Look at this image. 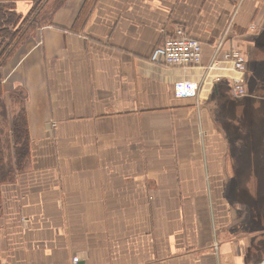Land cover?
<instances>
[{"label": "crops", "instance_id": "0c3cea01", "mask_svg": "<svg viewBox=\"0 0 264 264\" xmlns=\"http://www.w3.org/2000/svg\"><path fill=\"white\" fill-rule=\"evenodd\" d=\"M41 7L0 65L5 137L19 107L28 131L25 167L0 183V264L264 260V0ZM176 28L201 43L198 66L149 62Z\"/></svg>", "mask_w": 264, "mask_h": 264}, {"label": "trees", "instance_id": "16d2710c", "mask_svg": "<svg viewBox=\"0 0 264 264\" xmlns=\"http://www.w3.org/2000/svg\"><path fill=\"white\" fill-rule=\"evenodd\" d=\"M42 1L32 0L29 10L25 14H20L16 11L14 0H0V65L11 53L13 45L25 40L30 28L35 25L34 16L42 6ZM13 95L17 100L20 99V94L14 93ZM1 97L0 92V109L4 108V101ZM2 117L3 115L0 116L1 119ZM5 127L1 122L0 183L12 181L16 173L25 167L28 160V131L23 107H19L17 113L12 116L8 137H5Z\"/></svg>", "mask_w": 264, "mask_h": 264}, {"label": "built area", "instance_id": "2783aa9c", "mask_svg": "<svg viewBox=\"0 0 264 264\" xmlns=\"http://www.w3.org/2000/svg\"><path fill=\"white\" fill-rule=\"evenodd\" d=\"M219 47L217 45L216 49ZM224 61L229 62L239 77L231 79L230 93L234 98L245 96L243 87V76H245L247 63L244 56L237 50L224 53ZM201 59V43L191 38L182 28H176L171 34H168L161 45L157 46L149 57V62L153 64H162L169 67L189 68L198 66ZM221 61L215 57L212 60L209 69H219ZM76 258L72 259V264H77ZM257 264H264V260Z\"/></svg>", "mask_w": 264, "mask_h": 264}, {"label": "rangeland", "instance_id": "374dc122", "mask_svg": "<svg viewBox=\"0 0 264 264\" xmlns=\"http://www.w3.org/2000/svg\"><path fill=\"white\" fill-rule=\"evenodd\" d=\"M45 2V0H43L42 1V4ZM39 14L37 15V17H36V20H37V22H41L42 20V16H43V14H45V12H46V9L44 8H42V7H40V9H39ZM45 16V15H44ZM29 33V32H28ZM19 94V93H18ZM21 95V94H20ZM263 251H264V248H263ZM263 254H264V252H262Z\"/></svg>", "mask_w": 264, "mask_h": 264}]
</instances>
